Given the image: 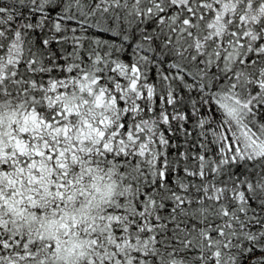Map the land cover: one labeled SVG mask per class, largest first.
Instances as JSON below:
<instances>
[{
	"label": "snow or ice",
	"instance_id": "snow-or-ice-1",
	"mask_svg": "<svg viewBox=\"0 0 264 264\" xmlns=\"http://www.w3.org/2000/svg\"><path fill=\"white\" fill-rule=\"evenodd\" d=\"M0 264H264V0H0Z\"/></svg>",
	"mask_w": 264,
	"mask_h": 264
}]
</instances>
